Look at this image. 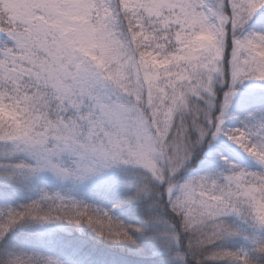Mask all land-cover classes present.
Listing matches in <instances>:
<instances>
[{
  "label": "snow or ice",
  "instance_id": "obj_1",
  "mask_svg": "<svg viewBox=\"0 0 264 264\" xmlns=\"http://www.w3.org/2000/svg\"><path fill=\"white\" fill-rule=\"evenodd\" d=\"M0 264H264V0H0Z\"/></svg>",
  "mask_w": 264,
  "mask_h": 264
}]
</instances>
